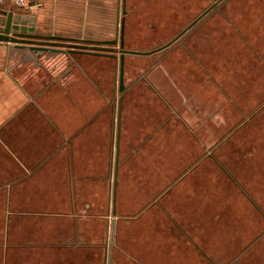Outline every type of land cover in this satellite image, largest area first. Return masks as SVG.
Listing matches in <instances>:
<instances>
[{
	"label": "crops",
	"instance_id": "crops-1",
	"mask_svg": "<svg viewBox=\"0 0 264 264\" xmlns=\"http://www.w3.org/2000/svg\"><path fill=\"white\" fill-rule=\"evenodd\" d=\"M0 8L21 13L36 34L78 39L37 44L85 51L35 61L10 56V42L0 41V264H108L113 219V264H189L188 190L178 199V180L186 148L206 139L190 135L192 117L163 91L158 72L185 98L253 99L247 82L237 94L234 78H264V0H26ZM106 48L118 58L93 53ZM122 52L114 187L120 98L111 155L102 149L112 134L109 78L116 89Z\"/></svg>",
	"mask_w": 264,
	"mask_h": 264
},
{
	"label": "rangeland",
	"instance_id": "rangeland-1",
	"mask_svg": "<svg viewBox=\"0 0 264 264\" xmlns=\"http://www.w3.org/2000/svg\"><path fill=\"white\" fill-rule=\"evenodd\" d=\"M162 74L158 72L160 87L172 90L173 101L192 117L190 135L196 139L198 132L206 139L205 144L186 148L187 172L178 180V199L188 190L182 196L188 203L189 264H264V78H234L237 94L247 82L253 99L234 100L221 93L213 101L194 92L186 98L179 95ZM109 79L112 138L108 135L99 148L111 155L121 93L119 78L116 89ZM180 150L174 148V154L180 155ZM201 254L198 260L195 256Z\"/></svg>",
	"mask_w": 264,
	"mask_h": 264
},
{
	"label": "water",
	"instance_id": "water-1",
	"mask_svg": "<svg viewBox=\"0 0 264 264\" xmlns=\"http://www.w3.org/2000/svg\"><path fill=\"white\" fill-rule=\"evenodd\" d=\"M15 11V9H7V8H0V41L6 42L9 44V54L10 56L13 55V53L20 51L22 52L23 58H33L35 61H37L42 55L46 56H52L54 54L58 53H78V52H85L81 51L79 47H83L78 44H68V47L64 46H58L56 43L47 42L43 44H37L36 39L41 38L42 40H55V39H62V40H74L78 41L76 38H68L64 36H44L40 34H36L33 32V29L28 23V20L26 18L21 17V13ZM126 12L125 3L123 6V13ZM124 19L122 24V36H121V42L120 47H124ZM84 41V40H79ZM118 40L108 41L106 43H117ZM52 43V44H50ZM68 48V49H67ZM78 49V50H77ZM110 48H106V50L103 51H97L93 52L94 54L98 55H105L110 56L113 58H118V55L116 53H112L110 50H107ZM91 53V52H89ZM124 52L120 55V70H119V90L123 92L126 88V85L124 83V71H125V65H124ZM72 58L76 61V59L72 56ZM121 107H122V96L120 97L119 101V114H118V135H117V148H116V172H115V179H114V185L116 187L117 184V169L119 164V138H120V118H121ZM114 193H116V189H114ZM115 195V194H114ZM115 199V196H114ZM115 202V200H114ZM115 206V204H114ZM115 212V211H114ZM115 234H116V219L112 220L111 224V236H110V247H109V262L108 264H113V249H114V243H115Z\"/></svg>",
	"mask_w": 264,
	"mask_h": 264
},
{
	"label": "built area",
	"instance_id": "built-area-1",
	"mask_svg": "<svg viewBox=\"0 0 264 264\" xmlns=\"http://www.w3.org/2000/svg\"><path fill=\"white\" fill-rule=\"evenodd\" d=\"M0 1H10L13 5L17 6L18 8H23L26 5V0H0Z\"/></svg>",
	"mask_w": 264,
	"mask_h": 264
},
{
	"label": "bare ground",
	"instance_id": "bare-ground-1",
	"mask_svg": "<svg viewBox=\"0 0 264 264\" xmlns=\"http://www.w3.org/2000/svg\"><path fill=\"white\" fill-rule=\"evenodd\" d=\"M118 178V177H117ZM115 179V178H114ZM117 183H118V179H117ZM115 187V186H114ZM114 204H115V202H114ZM115 211H116V209H115Z\"/></svg>",
	"mask_w": 264,
	"mask_h": 264
}]
</instances>
